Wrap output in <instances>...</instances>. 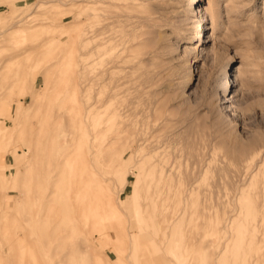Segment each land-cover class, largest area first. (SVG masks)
Instances as JSON below:
<instances>
[{
  "label": "rangeland",
  "instance_id": "374dc122",
  "mask_svg": "<svg viewBox=\"0 0 264 264\" xmlns=\"http://www.w3.org/2000/svg\"><path fill=\"white\" fill-rule=\"evenodd\" d=\"M93 2L0 0V264H264V0Z\"/></svg>",
  "mask_w": 264,
  "mask_h": 264
},
{
  "label": "bare ground",
  "instance_id": "6f19581e",
  "mask_svg": "<svg viewBox=\"0 0 264 264\" xmlns=\"http://www.w3.org/2000/svg\"><path fill=\"white\" fill-rule=\"evenodd\" d=\"M93 0H89V4H93ZM198 26V25H197ZM199 27V26H198ZM197 27V28H198ZM201 31V30H200ZM199 32V30H198ZM106 35H107V31H106V28L103 27L99 30V32L94 36L93 39H100V43H99V47H105L106 45ZM197 36V35H196ZM196 36H195V39H196ZM198 36H200V33H198ZM94 48V47H93ZM98 48V47H97ZM97 48H95V50H97ZM232 76V75H231ZM0 155H1V150H0ZM29 214V218L30 219H33V217H35V214H33V211H31ZM25 239V238H24ZM3 240V239H2ZM4 241V240H3ZM16 241V240H15ZM18 241V240H17ZM5 242V241H4ZM31 243V242H30ZM35 248V245L33 246ZM36 252V250H35ZM33 253V252H32ZM38 258V257H37ZM26 264H35V263H32V262H26Z\"/></svg>",
  "mask_w": 264,
  "mask_h": 264
}]
</instances>
